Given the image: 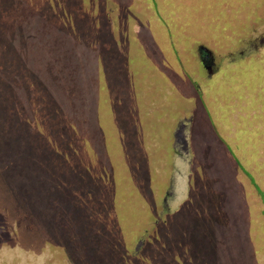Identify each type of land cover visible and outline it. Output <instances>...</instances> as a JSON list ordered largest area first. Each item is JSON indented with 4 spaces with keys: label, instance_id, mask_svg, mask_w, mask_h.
<instances>
[{
    "label": "rangeland",
    "instance_id": "374dc122",
    "mask_svg": "<svg viewBox=\"0 0 264 264\" xmlns=\"http://www.w3.org/2000/svg\"><path fill=\"white\" fill-rule=\"evenodd\" d=\"M261 191L264 0H0V264H264Z\"/></svg>",
    "mask_w": 264,
    "mask_h": 264
},
{
    "label": "flooded vegetation",
    "instance_id": "af4514ba",
    "mask_svg": "<svg viewBox=\"0 0 264 264\" xmlns=\"http://www.w3.org/2000/svg\"><path fill=\"white\" fill-rule=\"evenodd\" d=\"M200 55L203 61V64L207 69H210L209 71L213 70L215 68V60L212 52L203 46L200 47Z\"/></svg>",
    "mask_w": 264,
    "mask_h": 264
},
{
    "label": "trees",
    "instance_id": "16d2710c",
    "mask_svg": "<svg viewBox=\"0 0 264 264\" xmlns=\"http://www.w3.org/2000/svg\"><path fill=\"white\" fill-rule=\"evenodd\" d=\"M181 129V128H180ZM147 179H150L149 177L147 178ZM262 192V191H261ZM262 194H263V199H264V192H262ZM178 198V197H177ZM176 198V199H177ZM174 202H175V199H174ZM188 201H186V203H187ZM183 205H184V208L183 209H181L182 211L184 210V211H187V210H185V208H187L188 206L185 204V203H183ZM181 211V212H182ZM195 240V239H194ZM142 243H144V245H146V243H148V239L145 237V238H143V240H142ZM124 264V263H123ZM171 264H175V262H173V263H171Z\"/></svg>",
    "mask_w": 264,
    "mask_h": 264
},
{
    "label": "water",
    "instance_id": "95a60500",
    "mask_svg": "<svg viewBox=\"0 0 264 264\" xmlns=\"http://www.w3.org/2000/svg\"><path fill=\"white\" fill-rule=\"evenodd\" d=\"M186 144H187V142H186Z\"/></svg>",
    "mask_w": 264,
    "mask_h": 264
}]
</instances>
